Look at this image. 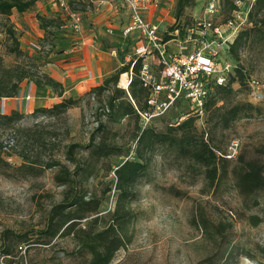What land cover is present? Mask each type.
Segmentation results:
<instances>
[{"label":"rangeland","instance_id":"rangeland-1","mask_svg":"<svg viewBox=\"0 0 264 264\" xmlns=\"http://www.w3.org/2000/svg\"><path fill=\"white\" fill-rule=\"evenodd\" d=\"M177 1L163 4V30L179 21L184 32L194 19L207 13L208 0H194L177 16ZM219 1L220 13L212 18L215 24L229 19L234 6V0ZM114 2L37 0L26 11L14 9L8 17L0 14V80L8 75L7 68L24 59L10 51L13 44L18 43L39 62L56 51L58 42L70 37L75 42L79 36L91 35L108 45V24L121 18L119 14L117 22L112 20L116 16L111 8ZM124 22L122 18L121 25ZM8 26L17 40L9 35ZM119 41L117 37L112 44L119 48ZM242 47L243 54L236 60L261 86L255 89L235 82L236 100L261 106V113L241 117L229 128L212 129L208 112L204 124L197 121L217 149L225 150L232 140L239 139V153L230 160L231 166L242 172L253 164L262 173L258 188L250 191L242 187L233 174L207 188L186 160L159 147L133 193L119 198L115 169L127 158L137 159L138 129L151 126L162 130L182 120L189 105L179 101L146 125L142 117L123 115L125 104L133 99L131 85L122 81L129 77L121 74L113 89V107L111 93L105 91L58 116L19 110L24 115L13 124L15 128L0 132L5 144L1 158L8 162L0 158V264L19 262L14 256L19 254L20 244L27 245L26 255L32 264H86L91 253L80 240L112 222L123 242L109 264H264V41ZM117 57L128 63L124 52H118ZM153 66L159 75L158 64ZM26 82L29 80L22 84ZM25 86L28 90L29 85ZM29 98L28 92L25 100ZM24 163L27 165L22 166ZM41 164L43 168L29 167ZM74 198L89 204L80 213L85 217L74 219L78 234L69 235L63 232L68 224L63 226V218L70 211L74 216L79 213L78 205L72 204ZM95 207L98 210L93 211Z\"/></svg>","mask_w":264,"mask_h":264},{"label":"trees","instance_id":"trees-1","mask_svg":"<svg viewBox=\"0 0 264 264\" xmlns=\"http://www.w3.org/2000/svg\"><path fill=\"white\" fill-rule=\"evenodd\" d=\"M36 1L37 0H0V14L8 17L12 14L14 9L20 12L26 11L30 9V7H33ZM193 1L194 0H178L176 15H181L185 6ZM178 27V24L172 25L170 31H173ZM8 33L13 39L17 40L14 30L10 26H8ZM167 37L168 34L166 38ZM254 41H264V0H256L250 11L247 25L230 46L229 54L237 63L234 73L230 74L225 85L216 86L213 94L206 102V115L208 112L210 117L209 122L212 129L229 128L239 118L251 116L255 113H261L262 111L261 106L254 104L249 100H236L237 91L234 87L235 82H239L241 85L249 84L248 78L250 73L244 66H242L241 62L236 60V57L241 58V55L243 54V45H246L249 42L253 43ZM10 51L17 57L24 59L17 62L14 67L7 68L8 75L0 80V99L2 97L13 98L16 96L25 79L32 81L34 86H49L58 95H63L64 85L44 70V62H39L38 58L24 52L19 47L18 43L15 45L13 44ZM141 63L142 60L139 59L134 65L136 77L133 78L130 84V93L133 101H127L128 103L125 104L124 109L122 110L123 115L135 114L138 117H141L140 111L148 110V90L142 86L140 79L138 80L137 78ZM130 66L131 62L118 68L112 75L104 80L103 84L96 86L91 90L89 89V91L85 93V96L64 97L61 101L54 103L52 106L35 108L33 113L40 112L50 116L66 114L70 108L79 106L83 99L89 98L90 100L91 97L96 98V96L105 91H110L111 94L109 98L111 106L113 107L115 100V91L113 89L115 85L118 84L121 74L128 71ZM33 68L35 69L32 70ZM124 75L125 74H123V76ZM122 81L124 84H127L128 79L122 77ZM144 94H146L145 97ZM142 98H145L143 102ZM21 115L24 114L19 110H13L10 113L5 114L0 113V132L7 130L6 128H15L13 124ZM197 120L198 117L188 111L183 115L182 120L169 123L162 130H158L151 126L139 128L136 134L137 159L127 158L122 163L118 164L115 169L116 178L118 179L116 180V188L119 190V198L128 197L133 193L137 181L143 177L151 167L152 160L159 147L169 149L177 158L186 160L190 171L200 175L204 186L207 188H213L219 185L222 179L229 174L236 176L238 183L250 191L258 188L262 173L257 171V168H254L253 164L250 165L248 169L238 172L237 166H231V159L220 156L218 153L225 152L227 148L225 150L217 149L212 144V137L210 139L206 137L208 132L199 129ZM4 145L5 144L0 141V158L1 154L4 153ZM3 161L8 164L7 161ZM26 165L27 163H24L22 166ZM29 167L43 168L42 164L37 166L30 165ZM72 204L78 205V217L74 216L71 211L67 212L66 216L63 218V226L67 223L68 224L63 232L69 235H75L76 233L77 235L78 232L75 230V227L78 224L74 219H82L85 217L84 213H80L81 210L84 211V205L89 203L74 198ZM92 210L96 211L98 210V207H95ZM119 211H121L120 206H117L116 213ZM81 231L86 232L82 229ZM80 241L88 246L91 253V259L86 264H109L112 257H114V253L120 248L123 242L117 235V228L113 222L102 231L89 233L84 240ZM17 250L19 254L14 256L15 259L22 254L19 249ZM16 261L18 262V260H15L14 262Z\"/></svg>","mask_w":264,"mask_h":264},{"label":"built area","instance_id":"built-area-1","mask_svg":"<svg viewBox=\"0 0 264 264\" xmlns=\"http://www.w3.org/2000/svg\"><path fill=\"white\" fill-rule=\"evenodd\" d=\"M167 1L115 0L113 5L122 6L129 18L122 27L123 36L129 39L128 42L137 41L134 46L124 42L119 48H114L113 53L118 55V52H124L128 63L131 62L129 71L122 73L129 77L128 86L136 75L135 63L142 60L137 76L148 90V110L140 111L145 125L152 117L179 101L189 104L188 111L198 117L199 123L204 124L206 102L217 85L227 83L237 66L229 49L247 25L256 0H234L231 17L221 24H215L212 19L220 13V1L208 0L204 18L194 19L184 32L180 27L173 31L163 30V20L154 19ZM77 18L79 21L80 17ZM109 32L112 33L113 28ZM164 33L166 36L168 34L167 38ZM154 64L159 66V75L155 72ZM248 82L255 89L261 86L260 80L251 74ZM8 99H0L2 114L8 113ZM106 109L110 110L109 107ZM239 149L240 141L234 139L225 152L218 153L233 159ZM18 249L22 253L20 261L13 264H32L26 255L27 245L21 244Z\"/></svg>","mask_w":264,"mask_h":264},{"label":"crops","instance_id":"crops-1","mask_svg":"<svg viewBox=\"0 0 264 264\" xmlns=\"http://www.w3.org/2000/svg\"><path fill=\"white\" fill-rule=\"evenodd\" d=\"M111 8L116 13V16L112 19L113 21L117 22L119 14L121 15L118 23L112 24L111 21L108 24L109 27L107 26L108 30L113 28L112 33L105 34L110 39L111 44L98 42L91 35L79 36L80 38L75 42L70 37V39L58 42L55 47L56 51L52 52L46 60H42L45 63L43 65L44 70L64 85L63 95H58L49 86H34L33 82L29 81L25 83L29 85L28 90H26L25 84H21L18 95L13 98L9 97L8 112L13 110L31 112L38 107L52 106L64 97L81 96L89 89L91 90L103 84L104 80L123 64L118 59V55L113 53L117 45L112 44V41L117 40V37H119V40H121L119 42L123 45L124 42L129 40L122 34V27L128 22L129 18L122 6L113 7L112 5ZM120 10H123V12ZM162 13L163 10H159L154 19L161 18L164 22L165 19L162 18ZM122 18L125 19L123 25H121ZM130 41L127 42L131 46L134 43ZM28 92L30 98L26 101L25 96Z\"/></svg>","mask_w":264,"mask_h":264},{"label":"bare ground","instance_id":"bare-ground-1","mask_svg":"<svg viewBox=\"0 0 264 264\" xmlns=\"http://www.w3.org/2000/svg\"><path fill=\"white\" fill-rule=\"evenodd\" d=\"M127 85H128V82H127Z\"/></svg>","mask_w":264,"mask_h":264}]
</instances>
